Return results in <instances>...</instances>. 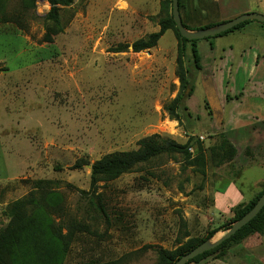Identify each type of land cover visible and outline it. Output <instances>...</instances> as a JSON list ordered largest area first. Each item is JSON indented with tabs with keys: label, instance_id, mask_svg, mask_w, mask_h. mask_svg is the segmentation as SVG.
Masks as SVG:
<instances>
[{
	"label": "rangeland",
	"instance_id": "obj_1",
	"mask_svg": "<svg viewBox=\"0 0 264 264\" xmlns=\"http://www.w3.org/2000/svg\"><path fill=\"white\" fill-rule=\"evenodd\" d=\"M250 2L264 15V0ZM6 9L15 21H0V227L8 221L7 206L37 179L57 181L64 196V213L55 219L79 223L63 264H155L157 249L176 248L185 228L190 237H203L230 223L232 209L212 213V194L240 170L245 188L264 179V134L253 137L258 146L251 148L231 120L240 126L251 116L246 119L255 122L264 115V100L227 105L222 86L225 94L236 86L238 95L247 72L237 73L235 83L234 72L215 66L227 44L234 54L255 45L252 33L199 39L197 69L190 43L172 28L150 49L111 51L158 31L161 21L172 19L170 1L73 0L60 10L56 34L46 0H6ZM179 12L190 30L217 22L214 0H181ZM47 34L51 41L44 40ZM171 106L172 117L165 109ZM154 133L181 144L196 137L189 151L202 152L205 175L179 155H161L90 187L89 164L136 149ZM224 140L236 147L230 158ZM81 159L89 164L74 168Z\"/></svg>",
	"mask_w": 264,
	"mask_h": 264
},
{
	"label": "trees",
	"instance_id": "obj_2",
	"mask_svg": "<svg viewBox=\"0 0 264 264\" xmlns=\"http://www.w3.org/2000/svg\"><path fill=\"white\" fill-rule=\"evenodd\" d=\"M27 1L33 3V0ZM46 1L49 4L46 17L55 27V29H52V32L56 34L62 29L60 24V10L64 6L71 5L73 0ZM169 1L171 3V0H164L166 5ZM180 6L181 0H179V8ZM0 21H15L13 15L6 9V0H0ZM251 21L255 20L241 22L227 31L203 39L219 37L240 30ZM260 23L264 25V23ZM215 24H205L200 26V28L210 27ZM183 25L190 30L184 22ZM169 28L175 30L176 36L182 43H190L194 66L200 69V56L196 46L198 40H189L182 37L172 19L161 21L160 29L150 33L146 38L137 39L131 44L118 45L112 48L111 51L122 52L128 46L131 47L133 52L150 49L157 44L158 39ZM44 40L51 41V35L47 34ZM177 61L178 70L176 76L183 87V85L187 84V81L182 69L180 56L177 57ZM176 101L177 99L173 100L172 103ZM165 109L172 117L174 112L173 107H166ZM196 141V137H189L185 143L181 144L169 137L154 133L138 140L136 149L110 152L104 154L91 164L81 159L75 163L74 168L89 164L90 187L96 188L100 183L114 180L124 173L133 171L140 164L150 162L161 155H179L188 166L195 167L204 176L205 161L202 152L197 150L192 155L189 151ZM222 144L225 147L227 146L229 158L232 157L236 152L235 147L227 140H224ZM227 184L228 182L218 191L222 192ZM263 191L264 188L249 201L234 206L232 208L233 217L230 223L223 225L220 229L207 231L203 237H190L183 223L182 226L185 229L181 236L178 237V246L172 250L159 247L157 249V261L155 264H174L181 255L190 251L202 241L212 238L218 230H227L233 222L252 208ZM63 213L64 196L58 190L57 181L51 179L34 180L32 190L26 196L12 201L4 211V215L8 221L5 226L0 227V264H63L74 236V230L79 226L77 222L69 221L67 224H62L59 220L55 219V215L60 217ZM253 233L264 234V206L256 216L239 228L229 238L214 248L193 257L185 264L199 262L206 257H212L214 259L220 258L224 256L228 246L242 241ZM185 238L186 240L182 242L181 240Z\"/></svg>",
	"mask_w": 264,
	"mask_h": 264
},
{
	"label": "crops",
	"instance_id": "obj_3",
	"mask_svg": "<svg viewBox=\"0 0 264 264\" xmlns=\"http://www.w3.org/2000/svg\"><path fill=\"white\" fill-rule=\"evenodd\" d=\"M214 2L217 7L216 23L233 18L244 12L253 11L251 8L253 6L251 5L250 0H214ZM255 3H257V1ZM254 7L257 8V5ZM250 24L252 23H248L242 30L233 31L228 33L230 35H226L231 36V38H235L245 35L249 36L248 33H252V36H250L252 38H249L254 41L253 44L255 45L249 44L248 46L246 45V48L243 46L238 53L234 54L235 51H233V45L227 44V46H225L222 50L223 56H220L219 62L215 66L216 71H222L224 68L225 71H228L229 73L234 72L233 81L235 83L237 73L241 70L247 72V80L242 84L241 91L238 92V95L236 86L233 87L230 85L226 87L227 94H225V89L222 86L225 103L227 105H233V107L236 106L237 108L249 104V99L252 97L264 100V26L260 24ZM235 32L239 35H233L236 34ZM253 53H256L257 55L256 60L250 64L249 60ZM208 81L210 82V87L212 88V79ZM250 108L251 107L248 106V109ZM248 117L251 116H247L246 118ZM246 118L243 121L238 122L241 124L240 126L236 125L231 120L234 127L233 130L237 127L240 130L242 129L249 142H245V144L251 148H255L258 146V143L254 142L255 140L253 137L264 134V115L261 118L260 116H255L254 118L256 121L253 123L248 121ZM232 145L235 147L234 144ZM240 178L241 171L235 175L234 178L228 181L227 186L222 192L216 191L212 194L213 214L229 212L230 209L237 204L247 202L252 199L264 188V179L254 182L245 188L241 183H238ZM221 234L222 232L217 234L214 238L219 237ZM189 264H264V234L253 233L244 238L242 241L231 244L226 248L224 256L220 258L214 259L212 257H206L199 262Z\"/></svg>",
	"mask_w": 264,
	"mask_h": 264
},
{
	"label": "water",
	"instance_id": "obj_4",
	"mask_svg": "<svg viewBox=\"0 0 264 264\" xmlns=\"http://www.w3.org/2000/svg\"><path fill=\"white\" fill-rule=\"evenodd\" d=\"M171 14H172V19L175 23V26L179 34L182 37L189 39V40H199V39L218 35L240 24L241 22H244L247 20H255V21L264 23L263 14L255 12V11H251V12L241 13L233 18H230L225 21H221L210 27H203L197 30H189L185 28L183 25L180 12H179V0H171ZM263 206H264V191L259 196V198L256 200L252 208L248 212H246L243 216H241L238 220L233 222L231 226L227 230L223 231L219 237L210 238V239L202 241L201 243L196 245L194 248H192L190 251L181 255L175 261L174 264H185L193 257L214 248L215 246L220 244L222 241L229 238L232 234H234L239 228H241L247 222H249L254 216H256V214L262 209Z\"/></svg>",
	"mask_w": 264,
	"mask_h": 264
},
{
	"label": "bare ground",
	"instance_id": "obj_5",
	"mask_svg": "<svg viewBox=\"0 0 264 264\" xmlns=\"http://www.w3.org/2000/svg\"><path fill=\"white\" fill-rule=\"evenodd\" d=\"M172 125V124H171ZM169 127V126H168ZM171 133H173V132H171Z\"/></svg>",
	"mask_w": 264,
	"mask_h": 264
}]
</instances>
